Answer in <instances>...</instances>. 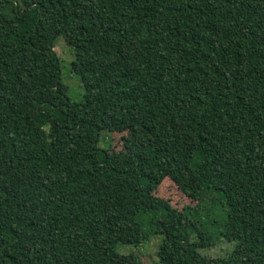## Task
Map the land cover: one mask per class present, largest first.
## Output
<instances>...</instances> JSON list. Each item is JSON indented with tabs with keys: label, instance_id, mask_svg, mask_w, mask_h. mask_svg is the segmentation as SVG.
Instances as JSON below:
<instances>
[{
	"label": "trees",
	"instance_id": "1",
	"mask_svg": "<svg viewBox=\"0 0 264 264\" xmlns=\"http://www.w3.org/2000/svg\"><path fill=\"white\" fill-rule=\"evenodd\" d=\"M154 236L157 264H264V0H0V264H132Z\"/></svg>",
	"mask_w": 264,
	"mask_h": 264
},
{
	"label": "rangeland",
	"instance_id": "2",
	"mask_svg": "<svg viewBox=\"0 0 264 264\" xmlns=\"http://www.w3.org/2000/svg\"><path fill=\"white\" fill-rule=\"evenodd\" d=\"M125 49L126 53L130 52V49L129 51L128 48ZM55 51L60 58L61 82L66 87V95L71 101L79 102L83 99L84 89L82 88L79 76L71 70V63L74 59L73 50L68 47L60 37L56 41ZM122 137L123 136L120 135L112 136L109 149L114 158H117L127 147H138L135 143L132 145L126 144L127 139ZM106 142H109L107 135L104 137V144L100 143V146L107 148L108 144ZM156 195L169 200L171 205L179 210L195 204L194 201L183 195L170 180L162 182L156 191ZM216 210L220 211L223 210V208L218 206ZM161 238V236H154L141 247L119 246L117 250L120 254H134L136 257V263L132 264H157L158 260L156 257V251ZM232 248L233 243L220 240L214 247L199 249L198 252L202 256L217 258L224 257L232 250Z\"/></svg>",
	"mask_w": 264,
	"mask_h": 264
}]
</instances>
